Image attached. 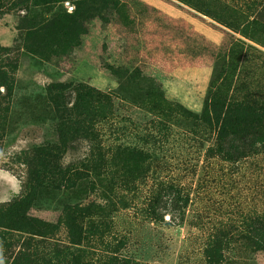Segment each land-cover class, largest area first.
<instances>
[{
    "label": "rangeland",
    "instance_id": "rangeland-1",
    "mask_svg": "<svg viewBox=\"0 0 264 264\" xmlns=\"http://www.w3.org/2000/svg\"><path fill=\"white\" fill-rule=\"evenodd\" d=\"M0 71V264H264V145L231 164L213 130L154 111L264 107V0H0ZM79 90L111 99L93 139L50 101L74 117ZM131 145L145 175L94 170ZM164 184L180 195L158 201Z\"/></svg>",
    "mask_w": 264,
    "mask_h": 264
},
{
    "label": "trees",
    "instance_id": "trees-1",
    "mask_svg": "<svg viewBox=\"0 0 264 264\" xmlns=\"http://www.w3.org/2000/svg\"><path fill=\"white\" fill-rule=\"evenodd\" d=\"M6 79L7 75L0 71V82ZM77 92L75 101L77 114L74 117L69 116L62 109L58 96L50 94V101L55 106L59 114V120L63 125L74 128L75 133L82 138H96L97 129L95 128L97 125L102 121H106L109 117L113 118L114 114L109 110L111 108V99L109 96H102L100 101L95 103L92 96L88 93L83 90ZM219 104L216 98L215 100L213 99L212 104L209 107L207 106L202 114H197L190 110L182 111L178 104L170 102H162L160 106L154 107V111L159 119L158 125L160 127L166 128L167 124L179 125V123L186 122L190 126L185 125L184 127L187 129L193 128L196 131V128L203 127L202 130L204 128H208L210 131L213 130L214 133H217V142L216 147L212 148L209 152H216L225 162L231 164L239 163L252 155V149L255 146L264 145V107H256L253 104H230L226 113H223L224 108L222 106L220 108ZM213 126L216 128H213ZM97 151L99 157L103 155L101 149ZM107 155H110L113 161L95 166V171L108 166L109 169L121 168V173L134 177L145 175L150 171L153 164V154L148 153L143 148L141 149L132 145L115 146L109 150ZM40 156L41 158L51 160L53 152L44 151ZM99 160L101 159L99 158ZM161 189V194L157 197L158 201H160L163 194L164 196L176 198L181 192L175 184H164L161 186ZM150 211L152 217L155 219L161 218V215L155 211L154 207H150ZM250 229L251 242L256 247L263 249L264 219L260 217L253 218ZM218 235L223 239H230L231 233L230 230L223 229L219 231ZM218 246V242L215 241L209 246V249H214L215 251L218 250ZM123 262L124 264H128L126 261Z\"/></svg>",
    "mask_w": 264,
    "mask_h": 264
},
{
    "label": "crops",
    "instance_id": "crops-1",
    "mask_svg": "<svg viewBox=\"0 0 264 264\" xmlns=\"http://www.w3.org/2000/svg\"><path fill=\"white\" fill-rule=\"evenodd\" d=\"M90 67H91V66H90ZM2 176H3L4 179H7V175H6L5 173L0 172V177H2ZM12 191H13L14 193L17 192L16 188H12Z\"/></svg>",
    "mask_w": 264,
    "mask_h": 264
}]
</instances>
